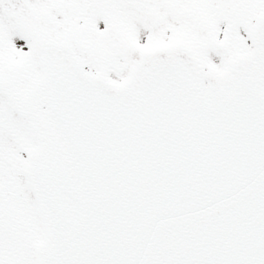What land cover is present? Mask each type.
I'll return each instance as SVG.
<instances>
[{"label":"snow or ice","instance_id":"6c2138e0","mask_svg":"<svg viewBox=\"0 0 264 264\" xmlns=\"http://www.w3.org/2000/svg\"><path fill=\"white\" fill-rule=\"evenodd\" d=\"M0 264H264V0H0Z\"/></svg>","mask_w":264,"mask_h":264}]
</instances>
